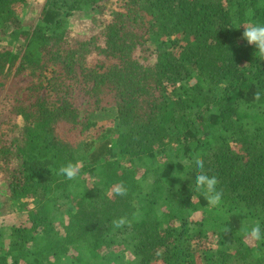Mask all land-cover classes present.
<instances>
[{"label":"trees","instance_id":"1","mask_svg":"<svg viewBox=\"0 0 264 264\" xmlns=\"http://www.w3.org/2000/svg\"><path fill=\"white\" fill-rule=\"evenodd\" d=\"M34 3L0 0V264H264V0Z\"/></svg>","mask_w":264,"mask_h":264},{"label":"clouds","instance_id":"2","mask_svg":"<svg viewBox=\"0 0 264 264\" xmlns=\"http://www.w3.org/2000/svg\"><path fill=\"white\" fill-rule=\"evenodd\" d=\"M241 25L243 26L242 38L247 42L248 45L255 47V54L257 56L264 58V24L249 21ZM253 98L256 101H259L261 98V92L256 91ZM186 164L189 167L194 164L196 169H198L196 174L195 190L204 196L209 206H218L221 203L223 193L222 191L217 190L216 185L219 183L218 178L215 175L209 176L205 173L203 158L197 154L193 156L192 160L187 161ZM79 171V163H68L59 169L60 174L64 175L69 180L75 179L78 176ZM178 177L181 180L185 179V177L182 176ZM114 192L117 195L125 196L127 194V188L121 182L115 187ZM112 223L117 229L122 228L125 225L129 227L131 226V223L125 217L115 219ZM244 231L250 235L253 240L264 241V236L261 234L259 223L255 224L253 227H251V229L245 228Z\"/></svg>","mask_w":264,"mask_h":264},{"label":"rangeland","instance_id":"3","mask_svg":"<svg viewBox=\"0 0 264 264\" xmlns=\"http://www.w3.org/2000/svg\"><path fill=\"white\" fill-rule=\"evenodd\" d=\"M43 2H44V0H35V3L33 5V7L35 8L34 11L36 13H32V11H31L32 8L30 6L27 7V8H20L21 6L17 5L16 9H17V12L20 13V15H21L20 17L21 18L24 17L25 15H27V16H33L34 15L33 18H31V20L27 22V23H30L32 20L33 21L35 20L36 14L39 13V9H40V7H41ZM94 16L96 17V19L100 20L99 14H95ZM87 18L88 17L79 16L77 19H74L73 28H75V29H80L81 28L82 30L87 31L88 27H87V24L84 22V20H86ZM25 24L26 23H24V25ZM87 33H88V31H87ZM19 39H21V42H22L20 44H24L25 41H23V36H21ZM4 45H7V44H4ZM18 95H20V94L18 93ZM110 124H112V122L110 120H106V121L100 122V125H104V126L105 125L108 126ZM198 216H200V215H198ZM198 216H197V218H199ZM19 217L20 216L18 214L10 213L9 215L3 216L2 220H4L5 222H14Z\"/></svg>","mask_w":264,"mask_h":264}]
</instances>
